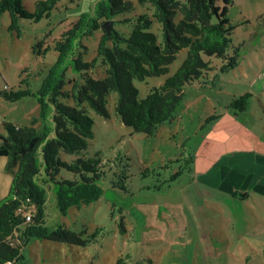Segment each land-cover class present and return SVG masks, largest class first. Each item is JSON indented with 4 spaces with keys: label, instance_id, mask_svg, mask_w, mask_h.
<instances>
[{
    "label": "rangeland",
    "instance_id": "obj_1",
    "mask_svg": "<svg viewBox=\"0 0 264 264\" xmlns=\"http://www.w3.org/2000/svg\"><path fill=\"white\" fill-rule=\"evenodd\" d=\"M36 1L23 0L30 11ZM99 1L61 0L51 18L24 19L19 37L8 29L9 13L1 15L0 134L5 133L4 122H34L51 130L52 108L42 101L43 93L61 66H67L68 79L77 73L70 59L60 65L59 51L39 55L34 44L54 46L80 17L93 16ZM133 2L134 10L115 20L148 11V5ZM228 16L235 25L238 65L224 72L225 60L214 57L208 79L185 86L175 119L154 135L123 123L116 112V92L107 97L108 117L92 111L95 135L88 154L101 152L107 163L106 175L98 181L103 192L65 214L50 192L47 224L50 229L61 223L75 230L87 227L90 233L99 227L104 234L86 246L33 238L22 250L24 264H116L119 258L124 264H264V0H233ZM115 27L129 35L131 28L124 23ZM104 29L83 39L84 60L97 55ZM152 30L160 34L157 25ZM186 55L187 49L180 50L160 76L135 79L139 96L175 74ZM90 74L105 76L104 65L98 62ZM23 78L33 95L8 100L6 89L27 88ZM244 94H250L249 107L242 112L233 101ZM190 155L193 164L187 162ZM6 164L7 158L0 157V202L9 194L14 176ZM122 169L130 175L128 192L113 185ZM61 174L72 176L66 169Z\"/></svg>",
    "mask_w": 264,
    "mask_h": 264
},
{
    "label": "trees",
    "instance_id": "obj_2",
    "mask_svg": "<svg viewBox=\"0 0 264 264\" xmlns=\"http://www.w3.org/2000/svg\"><path fill=\"white\" fill-rule=\"evenodd\" d=\"M59 1L37 0L35 10L30 11L23 0H1L0 17L9 13L8 29L19 37L24 19L38 22L51 18ZM139 2L148 5V11L118 21L115 17L134 10L133 0H101L93 16L80 17L54 46L42 47L44 41L34 44L33 51L39 55L59 51L60 65L70 59L77 75L68 79L64 72L67 66H61L63 70L49 81L43 93L42 101L52 108L51 130H42L34 122L24 126L4 122L0 157L7 158L6 168L14 176L9 194L0 202V264H24L22 250L33 238L86 246L104 234L99 227L90 233L87 227L75 230L62 223L50 229L47 212L50 192L62 214L102 194L98 181L106 175L107 163L101 152L91 156L88 149L95 135L92 111L108 117L107 97L112 92L118 95L116 112L123 123L135 132L152 136L162 124L175 119L185 86L208 79L215 67L214 57L225 60L224 72L238 65L239 48L232 37L235 25L228 16L233 0ZM106 20L112 21L113 27L103 30L97 55L84 60V52L80 51L83 39L101 29ZM116 23L130 27L129 35L116 28ZM155 25L160 34L152 30ZM182 49H187V55L176 73L140 97L134 80L165 73ZM98 62L105 67L101 78L90 74ZM23 83L27 88L6 89L3 95L13 101L33 95L29 81L23 78ZM248 97L250 94H244L233 103L244 112L249 107ZM187 162L194 163L192 155ZM188 168L192 169L191 165ZM62 169L72 172V176H63ZM127 171L122 169L119 180L113 181L115 187L126 192L130 177ZM181 174L182 170L173 174L171 181ZM116 264H124V259L119 258Z\"/></svg>",
    "mask_w": 264,
    "mask_h": 264
},
{
    "label": "water",
    "instance_id": "obj_3",
    "mask_svg": "<svg viewBox=\"0 0 264 264\" xmlns=\"http://www.w3.org/2000/svg\"><path fill=\"white\" fill-rule=\"evenodd\" d=\"M110 25H112V21H106L102 27L105 28L107 31H110Z\"/></svg>",
    "mask_w": 264,
    "mask_h": 264
}]
</instances>
